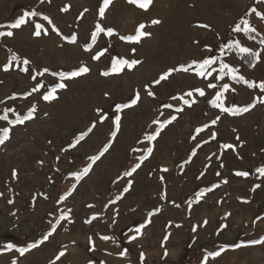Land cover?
Wrapping results in <instances>:
<instances>
[{"label":"rangeland","instance_id":"obj_1","mask_svg":"<svg viewBox=\"0 0 264 264\" xmlns=\"http://www.w3.org/2000/svg\"><path fill=\"white\" fill-rule=\"evenodd\" d=\"M102 6L0 0V32H13L0 36V264H264V90L219 71L264 82V0H112L101 18ZM242 20L255 31H234ZM98 24L114 34L93 40ZM141 24L150 35L121 39ZM115 60L140 63L103 75Z\"/></svg>","mask_w":264,"mask_h":264},{"label":"snow or ice","instance_id":"obj_2","mask_svg":"<svg viewBox=\"0 0 264 264\" xmlns=\"http://www.w3.org/2000/svg\"><path fill=\"white\" fill-rule=\"evenodd\" d=\"M112 0H103V6L99 9V16L101 18L104 17L105 15V11L108 7L109 4H111ZM129 3H132V4H135L137 5L139 8L141 9H144V10H147L149 5L152 3V0H129ZM65 11H67L68 9L65 8L64 9ZM253 12H256V9H252ZM26 16H36V15H39L38 13L36 12H30V13H26L25 14ZM257 15L261 16L262 19H264V13H257ZM45 20H49L48 17H44ZM27 21L25 20L24 17H21L20 19H18L15 23H12L11 25H9L8 27L12 28V29H16V28H19L21 27L23 24H25ZM49 23H51V21L49 20ZM153 24H156V23H159V21H153L152 22ZM244 27L243 29L241 28V26L238 24L234 31L236 32H240V31H244V32H254L255 29L252 28L248 21L247 20H242L241 22ZM146 26L144 24H141L139 25L138 29H137V35L133 36V37H121V39H128L130 40L131 42H136L138 43L140 41V39L142 37H145V36H148L150 35V33H146L143 31V29L145 28ZM202 27H207L206 25H203ZM41 28H42V25L40 24H37L36 25V31H35V35L36 36H39L41 35ZM101 32H104L106 35L108 36H112L114 34L113 30L112 29H104L103 27H101L99 24L97 25V29H96V32L93 33V36H92V39L95 40L97 39L99 33ZM46 34V33H45ZM13 35V32L12 31H7V32H0V36H8V37H11ZM73 42H75L73 40ZM228 47H236L239 52L241 54H248L254 58H258L259 57V53H254L252 52L249 48L247 47H242L240 46V42L239 41H235L233 42L232 44L228 45ZM133 51H135V49H133ZM103 53H100L99 55L95 56L94 59H99L100 58V55H102ZM13 59H18L17 57H13ZM25 64L28 63V61H24ZM140 63L139 61H136V60H132V61H128V60H115L113 61V65H112V69H111V72H104L103 75L107 76V75H110L111 73H116V72H119L122 70L123 66L124 65H127L129 68L135 66L136 64ZM215 63V60L213 59H205L203 61V63L199 64L198 67L200 69L199 71V75L203 76L205 75V71L207 70V67L211 64ZM225 69H228V72L225 73ZM45 71H47V69H45ZM90 71L89 68H87L86 66L85 67H82L81 69L77 70V71H74V72H71V73H68V74H65V76L67 77H76V76H79V75H82V74H85V73H88ZM174 71H188L187 68L181 66L179 69H169L168 72L162 74L160 76V78L155 81V83L159 84L162 80H165L167 79L171 74L172 72ZM219 71L221 74H228V75H231L232 79L233 80H236V81H243L245 84H247L249 87H259L261 90H264V82H261L259 85H257L255 82H250V81H247L244 79V77L242 76H238L237 75V69L235 68H230L229 65L225 64V63H221L220 65V68H219ZM43 73H41L42 75ZM35 78V77H34ZM39 87V86H38ZM38 87L37 88H34L33 91H37L38 90ZM59 87L61 88H64L66 87L65 84L61 83L59 85ZM228 85H224V89L227 90L228 89ZM55 89L51 90L48 94L44 95L43 96V99L44 100H51V99H54L55 98ZM149 95H154L153 93L149 92ZM189 95H191V93H189ZM200 95H204V92L202 90H200ZM223 97V92L221 93H218L217 96H216V100L213 102L214 106L216 107H221L223 111L225 112H228L230 111V109L228 108H223L222 104L219 103L221 101ZM12 99L15 98V96L11 97ZM139 99V95L137 94V97L136 99H134L131 103L132 104H135L137 102V100ZM130 105H118L117 106V109H122L124 107H128ZM254 106V105H253ZM249 109L248 108H245L244 111H248ZM7 111H13L11 109H8ZM100 111V110H98ZM35 112V108L33 107L31 109V111L29 112L28 116L26 117L27 119H31L32 118V113ZM106 117H101V122H103V120L105 119ZM0 119H4V120H7L8 117L5 115V116H2L0 117ZM24 122V118H18L15 123H23ZM119 122H120V117L117 116L116 119H115V124H116V127L118 128L119 127ZM213 123H215V121H213ZM93 127H95V123L93 124ZM91 130V129H90ZM0 132H2V138H0V143H3L5 139L9 138V134H10V129L8 128H4L2 130H0ZM158 135V133H157ZM81 139H83V134H81ZM148 139L152 140V139H155V136H149ZM77 143H79V141H77ZM225 147H231L230 145H226ZM103 151H107V147L103 150ZM103 152H101L100 155H102ZM93 161L96 160V159H99V156L97 157H93L91 158ZM85 174L87 173L88 169L86 168L85 170ZM262 174H264V169H261L260 170ZM238 175H248L247 173H237ZM13 175L15 176V172L13 173ZM203 195V193L201 194ZM150 222V220H149ZM207 223V222H205ZM136 232L139 234L141 232V229L140 228H137L136 229ZM103 239L107 240L109 239V237H102ZM136 237L133 236L132 239H135ZM44 240H47L48 239V235H45ZM262 243H264V241H261ZM254 243V242H253ZM37 245L33 244L32 247H36ZM24 251H26L25 249H21L20 252H21V255H23ZM65 253L64 252H60L59 255L56 257V259L58 260L60 258V256H63ZM126 253H121V255H124ZM211 255H214V256H219L220 255V252H216L214 254H211Z\"/></svg>","mask_w":264,"mask_h":264},{"label":"trees","instance_id":"obj_3","mask_svg":"<svg viewBox=\"0 0 264 264\" xmlns=\"http://www.w3.org/2000/svg\"><path fill=\"white\" fill-rule=\"evenodd\" d=\"M19 67H21L22 66V64L20 63V65H18ZM29 205H31V203H29Z\"/></svg>","mask_w":264,"mask_h":264}]
</instances>
